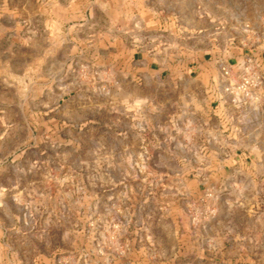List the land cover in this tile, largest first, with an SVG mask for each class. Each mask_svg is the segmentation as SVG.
<instances>
[{
	"label": "rangeland",
	"instance_id": "obj_1",
	"mask_svg": "<svg viewBox=\"0 0 264 264\" xmlns=\"http://www.w3.org/2000/svg\"><path fill=\"white\" fill-rule=\"evenodd\" d=\"M160 1L0 0V264H264V36Z\"/></svg>",
	"mask_w": 264,
	"mask_h": 264
},
{
	"label": "crops",
	"instance_id": "obj_2",
	"mask_svg": "<svg viewBox=\"0 0 264 264\" xmlns=\"http://www.w3.org/2000/svg\"><path fill=\"white\" fill-rule=\"evenodd\" d=\"M183 0H174V3L167 0H161L160 4L163 7L166 6H178L182 3ZM227 9H224L223 18L216 17L214 10L215 2L214 0H195L194 4L198 6L196 12V18L194 21L198 23L196 26H191V23H184L177 10H174V13L169 14L168 21L170 22L169 30L170 31H179L187 28H191L194 31L201 33L202 38H214L215 34V23L216 21L223 20L227 26L223 27V30L227 29L232 32V34L226 35L227 37L235 36L238 31L243 32L247 37L254 35V32L257 30L261 32V36H264V0H228ZM235 3H232L234 2ZM167 19L165 18L164 21ZM171 23L173 26H171ZM166 29V27H165ZM212 51L216 49L213 46ZM175 48H182L179 45H176ZM249 51L246 47L241 49V52ZM178 52H181V49H178ZM251 52V51H249ZM264 61V52H261V59L259 64H262ZM217 67L221 65L230 66L231 60H226L225 62H218Z\"/></svg>",
	"mask_w": 264,
	"mask_h": 264
}]
</instances>
